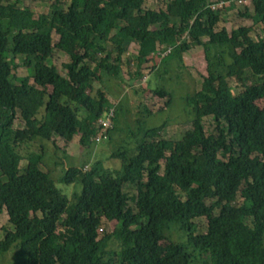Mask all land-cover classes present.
<instances>
[{"label": "trees", "instance_id": "trees-1", "mask_svg": "<svg viewBox=\"0 0 264 264\" xmlns=\"http://www.w3.org/2000/svg\"><path fill=\"white\" fill-rule=\"evenodd\" d=\"M145 3L70 0L62 8L57 0L35 15L28 5L0 0V210L12 224L0 254L14 245L17 256L8 264H108L113 240L118 264H264V36L252 34L264 24V0H251L254 9L239 11L242 24L231 30L217 28L224 9H211L209 0H162L159 9ZM125 40L169 48L160 61L211 45L225 71H208L185 95L191 120L180 139L162 137L163 123L147 127L139 118L136 147L121 144L106 160H118L119 170L99 162L85 171L67 166L61 191L39 168L45 152L22 155L20 147L34 137L70 142L75 135L91 145L97 119L110 109L111 139L115 108L96 82L121 76L109 58L121 60ZM57 49L70 56L66 74L49 64ZM17 54L33 67L30 83L13 73ZM136 59L141 67L143 56ZM149 88L169 104L164 86ZM18 115L23 127L15 128ZM76 183L81 193H71ZM125 184L136 185L135 196L123 192ZM197 218L205 219L204 231ZM105 219L114 227L100 236ZM173 225L185 241L168 238Z\"/></svg>", "mask_w": 264, "mask_h": 264}, {"label": "rangeland", "instance_id": "rangeland-1", "mask_svg": "<svg viewBox=\"0 0 264 264\" xmlns=\"http://www.w3.org/2000/svg\"><path fill=\"white\" fill-rule=\"evenodd\" d=\"M15 2L16 5L22 7L30 6L35 15L47 13L50 7L57 0H9ZM62 8H67L70 0H59ZM209 4L216 7L215 11L221 10L222 20L218 21L217 28L225 26L228 30L242 24V19L238 17L239 11L244 12L245 6L254 9L251 0H209ZM145 7L147 9H159L164 7L162 0H146ZM252 34L254 37L264 36L263 22L256 23L253 27ZM57 40V37H55ZM125 51L121 55V60L113 61L112 55L109 61L118 64L121 69V76L114 77V73L108 78H103L101 82H96V86L106 89L108 97L113 104L116 112V124H114L111 133V139L104 140L100 143L81 144L79 135H75L72 141L67 142L61 137H55L54 140H47L40 137H34L33 141L22 143L20 152L25 155L29 152L31 155L44 153V159L39 168L51 172V177L55 180L57 187L62 191L65 184L59 183V179L64 175L67 166L79 169L89 170L95 162L101 163L103 167L114 168L119 170L121 164L118 160L110 159L106 161L112 151L124 145V147L132 149L136 147L133 132L138 130V119L145 121V126H155L164 124L161 127V136L170 140H178L181 138L184 129L189 127L191 115L189 108L185 104L184 97L187 93H193L198 89L203 76L209 72H224L225 65L219 59V53L216 48L211 45L207 46L204 51L201 45H193L188 50L181 53L179 61L177 52L172 51L163 58V62L159 60L161 55L169 51H160V45L157 41H147L144 44L136 40H125ZM161 52V53H160ZM115 53L113 52V55ZM143 56L142 66H138L136 56ZM105 55L102 54V56ZM146 60V61H145ZM70 61V56L63 50L57 49L49 61L58 67L62 74H66L65 63ZM16 67L13 73L17 77H21L25 82H32L34 73L33 67L25 66L23 55L15 56ZM179 64V65H178ZM153 70L151 71V67ZM139 71V74L137 73ZM106 75L105 73L103 74ZM147 77V78H146ZM148 79L150 83H148ZM164 86L169 93L170 102L163 105L165 98H161L154 94L149 87ZM96 87H93L89 93L95 95ZM142 101V102H141ZM117 103V109L116 104ZM43 111V109H42ZM210 118L204 117V123H209ZM188 125V126H187ZM15 128L23 127V121L18 115ZM186 128V129H187ZM29 157V155H27ZM27 163V159L20 162L22 167ZM83 169V170H84ZM74 187H76L74 189ZM81 193L82 186L76 183L70 189L71 193ZM124 193L130 196L136 195V185L125 184L122 187ZM72 201V198H71ZM129 205L136 209L134 201H129ZM196 221L200 230L204 231V218H197ZM115 220L105 219L99 226V234L102 236L105 232H110L114 227ZM12 224L8 221L7 213L4 209L0 210V240L4 237L7 228H11ZM168 238L172 241H185V232L181 231L177 225H173V229L168 232ZM105 260L108 264H118L116 261V252L118 244L115 240L110 241L106 247ZM16 246H12L7 252L0 254V264H8L13 262ZM194 264H206L202 259L198 258Z\"/></svg>", "mask_w": 264, "mask_h": 264}, {"label": "built area", "instance_id": "built-area-1", "mask_svg": "<svg viewBox=\"0 0 264 264\" xmlns=\"http://www.w3.org/2000/svg\"><path fill=\"white\" fill-rule=\"evenodd\" d=\"M213 5H210L211 9H215L216 7H212ZM111 117H112V110H105L103 112V114L98 118L97 122L98 125L100 126L99 132L94 135V137H92V141L94 143H100L103 140H105L107 138V134L105 133V131L107 129L111 128ZM86 169H84L83 171H85Z\"/></svg>", "mask_w": 264, "mask_h": 264}, {"label": "crops", "instance_id": "crops-1", "mask_svg": "<svg viewBox=\"0 0 264 264\" xmlns=\"http://www.w3.org/2000/svg\"><path fill=\"white\" fill-rule=\"evenodd\" d=\"M107 96H108V94H107ZM108 99H109V97H108ZM109 101H110V99H109ZM111 102V101H110ZM98 120V119H97ZM84 169V168H83Z\"/></svg>", "mask_w": 264, "mask_h": 264}]
</instances>
